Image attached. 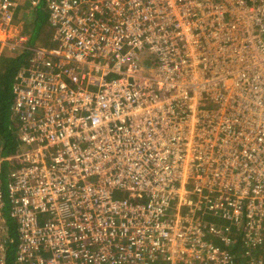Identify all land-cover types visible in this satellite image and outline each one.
<instances>
[{"label": "built area", "instance_id": "1", "mask_svg": "<svg viewBox=\"0 0 264 264\" xmlns=\"http://www.w3.org/2000/svg\"><path fill=\"white\" fill-rule=\"evenodd\" d=\"M28 2L55 46L13 83L0 264L7 212L15 264H239L241 241L264 264V0ZM17 9L0 0V41Z\"/></svg>", "mask_w": 264, "mask_h": 264}, {"label": "trees", "instance_id": "2", "mask_svg": "<svg viewBox=\"0 0 264 264\" xmlns=\"http://www.w3.org/2000/svg\"><path fill=\"white\" fill-rule=\"evenodd\" d=\"M25 31L29 35L28 42L20 49V53L16 57H10L5 54L0 57V158L8 157L15 153L20 145L18 129L19 124L12 113L13 92L12 87L17 73L24 67L28 66L32 55L31 48L43 43L41 29L48 25L47 11L38 6L30 11ZM49 26V25H48ZM37 43V45H36ZM39 43V44H38ZM12 165L9 162L3 163L2 174L6 177ZM7 233H9L14 241L10 243L7 264H15V253L17 251V225L9 212L6 213Z\"/></svg>", "mask_w": 264, "mask_h": 264}, {"label": "rangeland", "instance_id": "3", "mask_svg": "<svg viewBox=\"0 0 264 264\" xmlns=\"http://www.w3.org/2000/svg\"><path fill=\"white\" fill-rule=\"evenodd\" d=\"M29 8H30L29 4L24 3L21 6L20 11L22 10V11H24V13H26ZM24 30L27 31L26 25L24 23H21L19 25H16V29L12 32L11 36L9 34V37H11L10 38L11 41L18 42L21 45L18 47L17 51H13L12 53H11V50H10V52L5 51V53L10 55V57H16L20 53L21 47L22 46L24 47L26 42H28L29 35ZM46 30H47L46 27L42 28L40 35ZM50 31L52 32L54 30H52V28H51ZM22 36L24 37V39L20 40V37H22ZM36 45H37V43H36ZM34 48H36V47H33L31 49H34ZM138 63L140 65V70H141L142 74L148 75V76H153L156 74V71H157V68L159 65V61H158L157 56L154 53H152L148 47H146L144 50L140 51L139 56H138ZM23 149L27 150L29 148L23 147ZM121 196H126V194L123 193L121 195H117V197H121ZM209 218L211 219V217H209ZM242 233H241V236H242ZM244 252H245V247L243 245V241H241L240 244L238 245L237 250H236V254L239 257L238 258L239 264H245L246 263Z\"/></svg>", "mask_w": 264, "mask_h": 264}, {"label": "crops", "instance_id": "4", "mask_svg": "<svg viewBox=\"0 0 264 264\" xmlns=\"http://www.w3.org/2000/svg\"><path fill=\"white\" fill-rule=\"evenodd\" d=\"M24 3H28L29 4V6H30V8L28 9V11L26 12V13H24V11L22 12V10L20 11V8H21V6L24 4ZM38 6H41V7H43L46 11H47V14H48V10H47V7H46V4H44L43 2L42 3H40ZM38 6H36V7H38ZM35 6H32L29 2H28V0H18V9H17V12H16V14H15V22H14V24H13V26L8 30L9 32L6 34V35H3L2 36V40L0 41V50H3V54H6L5 52H4V50H5V47H4V45H5V42H6V39H7V37H8V35L10 34V36L12 35V32L16 29V25H19V24H21V23H25V22H27L28 21V17H29V14L31 13L30 11L32 10V9H35L36 8ZM49 25V26H48ZM48 25H47V30H46V32L41 36V39H42V41H43V43H48L47 45H40L39 43V45L38 46H36V49H38V48H45V49H49V48H52V47H54L55 46V41H54V31H50L51 30V26H50V24H49V21H48ZM53 30V29H52ZM9 38H11V37H9ZM8 38V39H9ZM8 42H11V40L9 39L8 40ZM23 47V46H22ZM21 47V48H22ZM35 49V48H34ZM7 50H9V49H6L5 51H7ZM32 51V50H31ZM32 53H33V51H32ZM34 54V53H33ZM33 54L31 55V57L30 58H32V56H33Z\"/></svg>", "mask_w": 264, "mask_h": 264}, {"label": "bare ground", "instance_id": "5", "mask_svg": "<svg viewBox=\"0 0 264 264\" xmlns=\"http://www.w3.org/2000/svg\"><path fill=\"white\" fill-rule=\"evenodd\" d=\"M23 12V11H22Z\"/></svg>", "mask_w": 264, "mask_h": 264}]
</instances>
